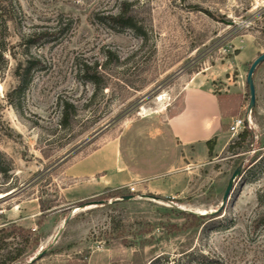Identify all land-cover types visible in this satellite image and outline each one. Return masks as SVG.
I'll list each match as a JSON object with an SVG mask.
<instances>
[{
  "label": "rangeland",
  "instance_id": "374dc122",
  "mask_svg": "<svg viewBox=\"0 0 264 264\" xmlns=\"http://www.w3.org/2000/svg\"><path fill=\"white\" fill-rule=\"evenodd\" d=\"M120 10L137 31L109 19ZM262 52L264 0H0V212L32 213L37 199L51 208L40 223L16 220L32 244L14 264H264V63L246 114L247 72ZM26 58L38 64L16 91ZM189 85L239 104L210 156L181 151L128 201L109 190L63 199L65 169L107 140L122 134L130 163L151 148ZM235 118L249 137L232 155Z\"/></svg>",
  "mask_w": 264,
  "mask_h": 264
},
{
  "label": "crops",
  "instance_id": "0c3cea01",
  "mask_svg": "<svg viewBox=\"0 0 264 264\" xmlns=\"http://www.w3.org/2000/svg\"><path fill=\"white\" fill-rule=\"evenodd\" d=\"M182 100V108L166 118L160 126L161 133L149 138L152 147L136 155L134 162L130 163L123 151L124 137L121 134L68 166L64 174L72 183L70 189L61 193L63 199L81 201L99 196L106 190H121L131 185L141 186L147 180L158 178L163 166L166 172L175 169L182 157L181 151L195 149L206 155L207 141L216 139L217 145L224 142V132L220 129L223 119L217 98L208 90L189 85L183 91ZM200 103L204 104V108L200 107L203 106ZM162 144L163 150H155ZM162 158L166 164L161 162ZM17 206L18 213H13L14 209L0 212V228L8 224L28 228L23 224L18 225L16 220L24 222L31 217H38V220L41 217L39 199L36 200L32 213L23 215L19 211V204L14 207ZM12 216L17 218L13 219Z\"/></svg>",
  "mask_w": 264,
  "mask_h": 264
},
{
  "label": "trees",
  "instance_id": "16d2710c",
  "mask_svg": "<svg viewBox=\"0 0 264 264\" xmlns=\"http://www.w3.org/2000/svg\"><path fill=\"white\" fill-rule=\"evenodd\" d=\"M185 1V0H180ZM205 14L209 15L207 11H205ZM109 19L121 26V27H129L134 29V31H137L138 28L134 24L133 18L128 17L124 12L121 10L109 17ZM38 64L37 61H35L33 58H26L25 63L23 65H19L15 71L16 78H17V90H22L27 87L29 83V77L31 70ZM249 97V95H248ZM219 109L221 112L222 119L224 117L233 116L236 114V111L239 107V104H236L232 97H216ZM67 108V105H66ZM72 109V106L70 107ZM67 111H65V108L62 110V121L61 124H64L65 119L67 117ZM220 129L222 132H225L227 130L226 125L222 122L220 125ZM249 137V132L247 129L243 130L241 133H239L234 141H231L230 144H228L226 150L227 152H230L232 155H237L238 152L243 148L245 142L247 141ZM215 146V141L209 140L206 142V147L208 151V155L210 156L213 148ZM2 162H5V159L3 155L0 153V173L5 175L8 169L4 168L2 165ZM113 192L114 196L112 197H124L120 193L119 190H109ZM130 195H133L132 193H128ZM118 195V196H116ZM83 202V201H82ZM79 202L78 204L82 203ZM40 204V210L42 212L41 217L38 220V223L42 222L41 220L43 218H46V216L49 214L50 209L49 207H45L41 201H39ZM76 205V204H75ZM32 234L29 229L17 226L15 224H8L5 227L0 228V251H4L3 256L1 257L0 264H14L17 261H19L27 252V249L32 244ZM8 240H12L11 242H8Z\"/></svg>",
  "mask_w": 264,
  "mask_h": 264
},
{
  "label": "water",
  "instance_id": "95a60500",
  "mask_svg": "<svg viewBox=\"0 0 264 264\" xmlns=\"http://www.w3.org/2000/svg\"><path fill=\"white\" fill-rule=\"evenodd\" d=\"M264 63V52H262L250 65L249 69H248V72H247V76H246V86L248 88V95H249V101H248V106H247V109H246V114H250L251 113V110L252 108L254 107L255 105V87H254V81H253V78H254V74H255V71L257 70V68L262 64ZM240 169L241 167H238L232 174V176L230 177L229 179V182L227 184V187L223 193V196H222V201H221V205H220V209H222L224 207V205L226 204V202L228 201L229 199V196H230V193H231V190H232V186H233V182L235 179L238 178V176L240 175ZM132 198L131 195H128V196H124L122 198H120L119 200L121 201H128ZM70 218V216H68L65 220V222ZM43 253H40L38 255L37 258H34L31 260V262H34L35 260L37 259H40L42 257Z\"/></svg>",
  "mask_w": 264,
  "mask_h": 264
},
{
  "label": "built area",
  "instance_id": "2783aa9c",
  "mask_svg": "<svg viewBox=\"0 0 264 264\" xmlns=\"http://www.w3.org/2000/svg\"><path fill=\"white\" fill-rule=\"evenodd\" d=\"M245 120L240 118H235L231 125L229 126L228 131L232 135H238L244 129ZM129 191L134 194L137 193L136 187L134 185L129 186ZM32 231H35V227L31 228Z\"/></svg>",
  "mask_w": 264,
  "mask_h": 264
},
{
  "label": "bare ground",
  "instance_id": "6f19581e",
  "mask_svg": "<svg viewBox=\"0 0 264 264\" xmlns=\"http://www.w3.org/2000/svg\"><path fill=\"white\" fill-rule=\"evenodd\" d=\"M3 195H0V197H2Z\"/></svg>",
  "mask_w": 264,
  "mask_h": 264
}]
</instances>
